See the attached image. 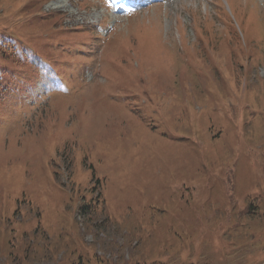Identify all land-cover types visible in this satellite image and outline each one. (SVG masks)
I'll use <instances>...</instances> for the list:
<instances>
[{
  "label": "rangeland",
  "instance_id": "obj_1",
  "mask_svg": "<svg viewBox=\"0 0 264 264\" xmlns=\"http://www.w3.org/2000/svg\"><path fill=\"white\" fill-rule=\"evenodd\" d=\"M0 264H264V0H0Z\"/></svg>",
  "mask_w": 264,
  "mask_h": 264
},
{
  "label": "snow or ice",
  "instance_id": "obj_2",
  "mask_svg": "<svg viewBox=\"0 0 264 264\" xmlns=\"http://www.w3.org/2000/svg\"><path fill=\"white\" fill-rule=\"evenodd\" d=\"M113 7H119L122 10L123 9L122 0H115Z\"/></svg>",
  "mask_w": 264,
  "mask_h": 264
}]
</instances>
